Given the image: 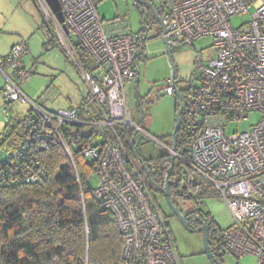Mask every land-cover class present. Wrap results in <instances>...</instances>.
Returning <instances> with one entry per match:
<instances>
[{
	"label": "built area",
	"instance_id": "obj_1",
	"mask_svg": "<svg viewBox=\"0 0 264 264\" xmlns=\"http://www.w3.org/2000/svg\"><path fill=\"white\" fill-rule=\"evenodd\" d=\"M37 2L74 59L87 84V95L79 106L51 114L29 100L21 87V82L30 78L23 61L29 48L18 44L0 57V72L6 78L3 99L29 101L33 111L28 121L38 123L37 131L60 142L74 166L62 127L72 123L90 129L92 139L83 153L96 165L99 183L94 195L117 218L123 239L121 264H181L149 181L116 131V126L123 124L143 132L129 116L125 84L138 76L135 53L143 49L148 33L134 34L120 19L107 26L95 0H60L65 30L47 0ZM252 5L251 21L235 28L231 18L248 12ZM162 17L167 28L162 37H167L171 46L193 45L205 36L214 39V54L207 65L202 53H196L200 83L185 105L179 100L191 152L190 160H182L211 182L228 205L234 221L221 232L224 248L236 258L254 255L264 264V0H172ZM77 45L89 55V68L78 58ZM166 91L173 94L175 88L171 84ZM4 112L8 116L6 107ZM253 112L262 114L259 123L242 132L227 133L231 122L246 121ZM30 147L26 142L13 162L27 158ZM165 149L178 157L171 147ZM42 175L40 166L30 175L20 176L17 171L2 174L0 189L17 182H36ZM186 195L192 197V192ZM195 201L200 207L204 199ZM195 216L200 218L198 212Z\"/></svg>",
	"mask_w": 264,
	"mask_h": 264
},
{
	"label": "trees",
	"instance_id": "obj_2",
	"mask_svg": "<svg viewBox=\"0 0 264 264\" xmlns=\"http://www.w3.org/2000/svg\"><path fill=\"white\" fill-rule=\"evenodd\" d=\"M35 2L40 8L38 2L36 0ZM163 3L165 4L163 9L157 10L160 15L169 9L164 1ZM42 15L44 20L41 26L48 38L45 45L62 47L54 25L44 12ZM145 23H149V20L146 19ZM146 33L147 29L141 28L140 34ZM147 40L148 38L144 43ZM63 50L68 56L65 48ZM76 53L86 68L92 66L89 55L82 51L80 45H77ZM140 57L136 60L137 66ZM196 87L178 89L184 98L189 100ZM4 89L5 86L0 88V93ZM173 94L177 97V111L180 108L179 97L176 90ZM5 103L8 116L5 115L6 124L0 137V146L8 151L9 156L7 159H0V176L14 175L16 171L20 176L30 175L38 166L42 168L44 175L36 182H17L0 189V264H121L123 239L117 218L94 195L95 188L91 185L90 179L95 173L96 165L83 153V147L92 139L89 137L90 129L72 123H65L62 127L70 146L74 166L60 142L48 133L37 131L38 123L28 121L32 108L12 125L13 117L9 105L13 102ZM38 106L50 114L56 113L42 105ZM37 117L38 115L34 114L33 118ZM116 131L133 154L130 143L134 141L136 149L139 131L123 124H118ZM189 138L188 127L183 118V125L175 139L178 157L174 163L167 149L157 158H145L136 149L143 159L145 168L142 173L149 181L153 194L155 190L161 191L159 186L165 187L168 183L173 201L178 207L181 200L195 201L196 198L221 197L211 182L203 179L182 160L191 158ZM26 142L31 146L30 154H26L27 158H21L14 163L16 153ZM166 146H173L172 135ZM187 191L192 192V197L186 195ZM200 207L191 211L189 215L195 216L198 212L200 221L197 225L205 222L209 226V243L221 261L222 254L228 252L224 248L221 236L224 228L218 225L210 212L203 211ZM167 224L170 230L169 223Z\"/></svg>",
	"mask_w": 264,
	"mask_h": 264
},
{
	"label": "rangeland",
	"instance_id": "obj_3",
	"mask_svg": "<svg viewBox=\"0 0 264 264\" xmlns=\"http://www.w3.org/2000/svg\"><path fill=\"white\" fill-rule=\"evenodd\" d=\"M150 1L158 11L165 6L163 1L167 6L172 3V0ZM95 4L99 16L104 19L107 26L111 27L112 21L120 19L127 30L133 33L141 32V13L136 9L134 0H95ZM40 9L42 8H39L34 0H0V56H7L16 43L26 44L29 53L24 57V63L31 75L28 80L21 82L22 90L35 104L58 112L77 106L86 97L88 87L74 59L65 54L64 45L62 47L45 45L48 38L41 26ZM253 13L254 5L248 12L234 15L231 18L232 25L235 28L247 25ZM160 32L161 26L150 27L144 54L138 60L139 74L135 80L127 81L125 84L129 116L138 125H141L143 116V132L138 133L135 147L145 158H157L166 150V143L168 144L173 134L177 112L176 95L166 92V88L172 84L173 70ZM198 52L202 53L203 63L207 65V60L214 54V39L205 36L195 40L193 45H172L177 70V88L197 86L200 83L202 74L197 67ZM136 86L139 89L141 103L137 99ZM9 108L13 117L11 123L14 125L16 119L24 117L32 108V104L26 100L15 101ZM261 118L260 112H253L246 121L231 122L227 126V133L231 135L245 131L259 123ZM8 156V151L0 146V159H7ZM134 160L139 170L143 172V165L135 155ZM90 183L94 188L98 185L99 177L96 173L92 175ZM154 195L169 223L181 264H210L203 244V232H189L185 229L173 214L162 192L155 190ZM197 208L193 200L179 202V209L185 215ZM200 209L210 212L222 228H228L233 224L232 214L222 197L204 198ZM222 255V264H259V258L254 255L240 259L229 252Z\"/></svg>",
	"mask_w": 264,
	"mask_h": 264
},
{
	"label": "water",
	"instance_id": "obj_4",
	"mask_svg": "<svg viewBox=\"0 0 264 264\" xmlns=\"http://www.w3.org/2000/svg\"><path fill=\"white\" fill-rule=\"evenodd\" d=\"M47 2L49 4V6L51 7V9L53 10V12L55 13V15L57 16V18L59 19V21L63 24V27L65 28V30H67V24L65 23V17H64L63 8H62L60 0H47ZM134 3H135V6L136 5L148 6V8L151 9L153 15L158 20L163 33L167 32V28L164 24L163 17L159 14V12L155 8L152 1H150V0H134ZM141 15H142L141 16L142 17V27L141 28L147 29V31H148L150 29V27H148V25L145 23L146 17L148 16L147 10L143 9ZM164 42H165L166 52H167L169 60L172 64V70H173L172 78H171L172 85L176 90V94L178 95L179 100H181L183 102V104L185 105L186 99L184 98L182 92L177 88V85H176L177 70H176V66L174 64V60H173L172 46H171L167 37H164ZM143 54H144V50L143 49L139 50L138 52L135 53V59L138 58L139 56H142ZM136 91H137V97L139 99V102L141 103L138 86H136ZM142 113H143V110H142ZM142 123H143V116L141 119V125H142ZM182 125H183V109L180 107L176 112L175 127H174L173 134H172L173 146L171 148H172L173 152H176L175 139H176V135H177V133H178V131ZM130 147L133 150L135 157L138 159V161L140 163H142L143 168H145L142 157L138 154L137 150L134 148V141H132L130 143ZM175 158H176L175 153H172L171 154L172 163H174ZM171 172H172V169H171L170 173ZM147 176L150 177L149 172H147ZM169 177H170V174L167 177V181H168ZM150 180H151V177H150ZM159 188L162 191V193L164 194V197L166 198V201H167L170 209L172 210L173 214L177 217V219L184 226V228L187 229L189 232H203V244L205 247V253L207 255V258L210 261V264H222V262L214 254V252L211 248V245L209 243V237H210L209 226L207 224L203 223L200 227L192 228L190 222L186 218V215L179 209V207L173 201L172 193H171V190L169 188V184L166 183L165 187L159 186Z\"/></svg>",
	"mask_w": 264,
	"mask_h": 264
},
{
	"label": "flooded vegetation",
	"instance_id": "obj_5",
	"mask_svg": "<svg viewBox=\"0 0 264 264\" xmlns=\"http://www.w3.org/2000/svg\"><path fill=\"white\" fill-rule=\"evenodd\" d=\"M136 9L140 12V13H142V10L144 9V10H147V12H148V16L146 17V19H148L149 20V23H146L147 25H148V27H151L152 25H158V26H160V24H159V22H158V20L156 19V17L153 15V13H152V11H151V9H149L148 8V6H146V5H136ZM160 14V13H159ZM140 16H142V15H140ZM142 18V17H141ZM163 32V31H162ZM162 32H161V35H162ZM164 38V37H163ZM143 50H145V45H144V47H143ZM137 59V58H136ZM139 74V73H138ZM176 81H177V75H176ZM138 82V81H137ZM137 99H138V97H137ZM139 100V99H138ZM141 100V99H140ZM186 218L188 219V221L190 222V224H191V227L192 228H197V227H200L201 225H202V223L201 224H199V225H197L199 222L198 221H200V218H197L196 216H192V215H186Z\"/></svg>",
	"mask_w": 264,
	"mask_h": 264
},
{
	"label": "crops",
	"instance_id": "obj_6",
	"mask_svg": "<svg viewBox=\"0 0 264 264\" xmlns=\"http://www.w3.org/2000/svg\"><path fill=\"white\" fill-rule=\"evenodd\" d=\"M37 1V0H36ZM36 3V2H35ZM37 4V3H36ZM39 4V3H38ZM42 9H40V12H41ZM43 13V10L41 12V14ZM162 16V15H161ZM44 20V17L42 15V21ZM104 21V19H102ZM130 31V30H129ZM132 32V31H131ZM148 32V31H147ZM134 34H138V35H141L140 33H134ZM161 34V32H160ZM17 44V43H16ZM146 44V43H145ZM15 45V44H14ZM145 51V50H144ZM7 74H10V72H7ZM3 81V82H2ZM5 81H6V78H5V75L3 73L0 72V82H2L0 84V88H3L5 86ZM83 100V99H82ZM82 100L77 104L79 105ZM6 107V103H5V100L3 99L2 97V94L0 93V137L2 135V133L4 132V129H5V124H6V117H5V112H4V108Z\"/></svg>",
	"mask_w": 264,
	"mask_h": 264
}]
</instances>
